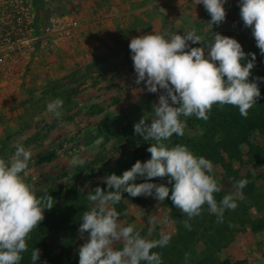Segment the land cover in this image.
<instances>
[{
    "label": "rangeland",
    "instance_id": "1",
    "mask_svg": "<svg viewBox=\"0 0 264 264\" xmlns=\"http://www.w3.org/2000/svg\"><path fill=\"white\" fill-rule=\"evenodd\" d=\"M177 1L170 5L169 12H164L169 4H158V9L145 18L152 22L158 17L163 27L157 31L154 22L153 25L147 22L144 34L176 32L184 35V32L195 30L204 40L218 32L235 38L244 52L255 41L251 29L245 28L239 17L238 0H227L226 20L211 27L208 25L210 16L202 4L196 5L194 0ZM137 4L129 0H34V6L43 19L73 15L81 26V23L89 24L95 15V24L99 26L104 21L98 20L109 19L107 15L114 9L119 24H127L111 40H101L107 48L103 59L58 76L57 71L62 70L61 67L54 66L48 57L56 49L50 52L39 49L35 61L16 67L11 76L15 80L4 82V86L9 82L8 86H43L42 91H36L31 102L21 108L23 112L20 114L17 115L18 106L0 108V125L7 122V130L0 140V159L9 162L17 144L31 153L28 167L20 175L38 198L45 194L57 198V192L78 172L83 176L86 171L94 173L79 187L81 193L85 194L97 186L103 187V177L124 165L142 140L147 147L155 143L134 133V124L143 116L152 119V105L157 103L161 94L160 90L147 92L144 82L134 83L136 74L128 44L132 37L142 34L137 30L123 32L130 24L135 27L141 25L137 21H142L136 11ZM21 70H24L23 74L16 78L14 75ZM258 87L261 98L249 110L247 118L231 114L210 130L191 127L184 121V135L174 134L169 140V147L186 145L197 157L203 156L212 162L211 175L222 185L221 192L214 194L217 202L225 194L234 196L238 206L224 212L222 223H217L216 216L208 212L205 204L202 214L189 221L191 230H188L182 223L187 217L174 207L169 198L159 202L154 197H130L126 193L114 206L120 213L119 222L133 225L142 237L159 239L162 233L170 235L168 246L152 249L161 254L162 264H264V164L253 163V157L264 151V81ZM54 92L68 96L59 117L47 111L48 102L54 100ZM150 155L147 153L141 162L149 159ZM73 156L84 159L86 163L73 167L70 163ZM240 179H247L248 183L238 192L235 182ZM152 182L170 187L167 178H153ZM52 200L54 205L51 210L44 211V216L63 204V199ZM87 200L84 204L90 208L92 202ZM151 216L160 220L167 218L171 223L157 224L149 236ZM82 243L78 232L71 240L53 236L45 243L37 264L44 261L47 264H78L77 250ZM114 247L119 249L122 244ZM186 253L188 260H185Z\"/></svg>",
    "mask_w": 264,
    "mask_h": 264
},
{
    "label": "clouds",
    "instance_id": "2",
    "mask_svg": "<svg viewBox=\"0 0 264 264\" xmlns=\"http://www.w3.org/2000/svg\"><path fill=\"white\" fill-rule=\"evenodd\" d=\"M194 3L203 5L210 16V27L226 20L227 0ZM238 7L243 26L251 29L256 46L264 55V0H238ZM196 44L199 46H193ZM128 47L136 74L134 83L144 82L149 93L161 91L157 103L152 105V119L143 116L134 124L135 135L155 143L147 148L149 159L137 160L121 175L103 177L106 189L97 186L87 192L92 206L83 212L78 228L83 240L77 250L78 264H162L161 254L152 249L168 246L170 235L162 233L159 239H146L133 225L119 222L120 213L114 206L122 201L124 193L130 197H154L159 202L169 198L187 217L182 223L188 230L189 221L202 214L205 204L217 223L223 222L226 210L238 206L232 194H225L219 202L215 199L214 193L221 192L222 185L211 175L213 164L209 159L197 157L186 145L169 147L165 142L174 134L184 135L186 123L181 116L195 115L207 120V113L215 104L234 106L247 118L261 98L258 84L264 81L258 76L249 79L256 66V54H246L235 38L217 32L202 40L195 30L184 35L151 32L134 36ZM62 106L63 100L56 98L48 102L47 111L59 117ZM14 147L9 162L0 159V264H20L22 254L28 251L26 239L30 232L44 220V211L54 205L51 195L38 198L22 178L20 174L27 169L31 153L23 145ZM70 163L75 167L86 161L73 156ZM153 178H167L170 187L152 182ZM138 179L143 182L137 183ZM247 183V179L236 181L238 192ZM161 223L171 221L151 216L148 235ZM118 243L122 244L119 249L114 247ZM40 255L41 250L35 247L31 264H37ZM188 259L186 253L185 260Z\"/></svg>",
    "mask_w": 264,
    "mask_h": 264
},
{
    "label": "trees",
    "instance_id": "3",
    "mask_svg": "<svg viewBox=\"0 0 264 264\" xmlns=\"http://www.w3.org/2000/svg\"><path fill=\"white\" fill-rule=\"evenodd\" d=\"M156 1V0H154ZM165 19L164 16H162ZM255 53L256 54V66L251 70L252 76H250V80L252 77H262L264 76V55H261L260 50L257 48L255 41H253L245 53ZM250 59V57H249ZM264 90V87H263ZM59 98L63 101H68L65 94H53V99ZM238 108L231 105L220 106L215 104L212 106L211 110L207 113L208 119L202 120L197 119L195 115L191 117H183L181 116V120L185 121L191 127H204L210 128L220 125L224 120H227L231 114L235 117H242L238 112ZM169 145V141L165 142ZM138 148H135L133 154L127 157L124 165H122L118 169H113L109 174L115 173L116 175H121L124 170H128L131 166L137 161L146 156L147 146L146 143L142 140ZM259 155H255L253 157V163L256 165L264 164V151H260ZM79 174L75 176L68 184L62 187L56 195L57 200L63 199V204L60 207L53 209L48 212L44 217V220L40 223L39 227L35 228L32 232H30L28 238L26 239V243L28 245V251L22 254V260L20 264H31V251L36 247L42 251L44 250V245L48 241L49 238L53 236H64L68 239H73L75 232H78V228L80 225L81 217L84 211L89 210L84 203H86L87 193H81L79 187L85 183V179L92 178L94 173L92 171H86L84 173L78 172ZM102 189H106V184L101 187ZM126 193L123 194V196ZM215 194V193H214ZM54 197V196H53ZM88 201V200H87Z\"/></svg>",
    "mask_w": 264,
    "mask_h": 264
},
{
    "label": "crops",
    "instance_id": "4",
    "mask_svg": "<svg viewBox=\"0 0 264 264\" xmlns=\"http://www.w3.org/2000/svg\"><path fill=\"white\" fill-rule=\"evenodd\" d=\"M129 2L138 3L136 6V11L138 12V15L142 21L137 20L141 24L140 26L137 25V27H135L133 24V26L130 24L128 30H125L123 33L137 30V32H139L138 34H144V27L147 25V22H150V25H153L152 23L154 22V27L156 30H161L163 27L160 18H153L152 22L145 18L146 16L149 17L152 15V11H156V9H158V4H169L168 6L166 5L167 7L164 9V12H169L170 5L176 4L178 1L129 0ZM128 12L129 11H127L126 14ZM117 15L118 14L114 12V9H111L110 13L107 15L109 19L100 18V20H98L104 21V23L99 26L95 24L96 17L93 15L92 21L89 22V24L81 23V26H79V28L71 37L58 44V48H56L55 53L48 56L49 61H52L54 66H58L59 68L61 67L60 69L62 70L57 71L58 76H63L73 70L81 69L86 65H90L95 60L103 59L102 57L106 55L107 48L104 46L101 40H111L116 34L122 32V30H120L121 28L123 29L127 26V24H119V22L116 20ZM112 19H114V21ZM146 28H149V26H146ZM92 34L94 36H92ZM23 72L24 70H21L20 73L14 76L18 78L23 74ZM11 76L12 75H10L9 78L0 79V108L6 109L10 106H18V115L23 112V109L21 108H24L27 102H31V99H33L35 96V92L42 91L43 86H8L11 84V82H9L7 86H4V82H6L8 79L9 81L15 80V78ZM6 114L9 113L6 112ZM5 121H7V118ZM5 129L7 130V122H2L0 125V140L2 139V134L4 133Z\"/></svg>",
    "mask_w": 264,
    "mask_h": 264
},
{
    "label": "built area",
    "instance_id": "5",
    "mask_svg": "<svg viewBox=\"0 0 264 264\" xmlns=\"http://www.w3.org/2000/svg\"><path fill=\"white\" fill-rule=\"evenodd\" d=\"M79 26L73 15L43 19L34 0H0V79L13 75L17 66L35 61L39 49L55 50Z\"/></svg>",
    "mask_w": 264,
    "mask_h": 264
}]
</instances>
